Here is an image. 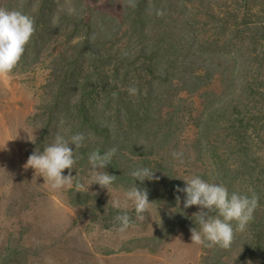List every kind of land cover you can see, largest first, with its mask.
<instances>
[{
    "label": "rangeland",
    "instance_id": "374dc122",
    "mask_svg": "<svg viewBox=\"0 0 264 264\" xmlns=\"http://www.w3.org/2000/svg\"><path fill=\"white\" fill-rule=\"evenodd\" d=\"M125 1L54 0L53 16L39 23L41 17L37 13L45 0H0V7L21 11L35 23V34L17 66L11 73L0 76V264H264V246L252 250L257 242L249 244L251 237H247L246 231L243 233L246 243L235 237L228 249L192 243L190 229L198 227L193 214L200 209L195 205L184 208L185 194L176 192L177 187L186 186L183 179L200 176L208 182L224 184L229 193H238L245 185L240 182L241 177H233V172L246 161L244 150L248 148L251 152L250 160L258 157L264 163V135L257 136L248 123L241 136L233 134L236 131L238 135L236 127L248 114L250 100L241 83L249 69L255 75L250 66L252 61L241 50L236 53V62L228 60L223 66L222 58L214 55L198 63L205 66L200 72L203 82L187 78L180 69H172L169 75L172 74L173 80L162 85L145 72L141 62L129 70L112 59L103 65L102 75L108 82L103 86L93 68L107 48L101 49L100 54L95 49L116 34L120 39L124 35L120 19L126 11ZM191 1L162 0L159 11L166 16L156 14L154 3H149L147 12H142L144 22L138 26L137 37L140 32L147 34L148 47V37L166 40L171 30L185 36V4ZM157 2L161 5V0ZM166 3L172 6V12L165 10ZM253 7L264 15V0H256ZM63 11L74 16L85 14L84 20L90 19V28L82 21L80 30L67 35L70 24L65 37L60 36L64 28L60 20H55ZM218 16H204L199 27L207 23L211 26ZM168 17H174L172 24ZM47 19L51 21L49 26L60 25L57 28L60 35L46 25ZM118 28L121 34L117 33ZM87 33L90 48L79 57L82 64L76 62V69L61 67L65 53L75 58L73 46L85 45ZM200 33L202 38L209 37L203 28ZM128 39L124 38L125 43ZM136 47L137 43L130 57L142 60L144 53ZM201 50L207 49L203 46ZM262 57L253 64L264 63V50ZM242 61L245 66L240 65ZM226 66L229 70L224 73L221 69ZM133 76L139 78L137 85L141 82L149 86L151 100L140 97L139 90L135 95L120 94L135 83L129 79ZM63 77L67 80L60 89L58 84ZM84 78L88 85L83 88ZM231 78L238 80V84L230 86ZM259 78L263 81L264 74ZM84 92L89 93L86 105L93 117L107 125L108 131L95 133L86 128L82 147L71 146L78 157L71 170L75 177L73 186L54 190L42 175L24 166L34 151L43 152L52 144L57 133L69 139L84 132L77 129L80 118L67 109V104L78 102ZM106 92H112V97H107ZM121 95L126 102L130 101L131 108L128 104L117 106ZM258 97L264 102V95ZM55 102L60 108L50 114L48 108ZM113 147L117 152L104 171L116 176L114 183L109 190L95 183L90 185L89 154L99 150L103 155ZM173 152H182L183 156L174 158ZM140 167L150 168L154 179L136 181L130 173ZM68 172L65 169L63 175ZM76 182L83 188L77 190ZM135 184L147 189L152 202L143 220L137 219L131 201L125 204L124 193ZM114 201L120 202L119 208L113 206ZM125 212L134 226L120 233L115 217ZM255 216H264V206L258 205ZM250 245L253 247L248 250Z\"/></svg>",
    "mask_w": 264,
    "mask_h": 264
},
{
    "label": "trees",
    "instance_id": "16d2710c",
    "mask_svg": "<svg viewBox=\"0 0 264 264\" xmlns=\"http://www.w3.org/2000/svg\"><path fill=\"white\" fill-rule=\"evenodd\" d=\"M255 1L256 0H198L197 2V0H192L189 5L185 4V26L187 27V33H185V36L179 35L175 33L174 30H171L168 32L169 37L166 40H164V38L157 40L156 37H148L150 38V43L149 46L146 47L147 43L149 42L146 39L148 35L140 32L137 37L139 32L138 26H141V23L144 22L142 12L143 10H146L147 12V8H150L148 4L151 3L152 5L154 3V12L157 14L160 12L159 7L163 5L162 0L161 5H159L160 3H158L157 0H127L125 1L127 4L126 11L124 16L122 15V19H120L121 29L123 28L124 35L121 29L118 28L117 33H122L121 39L120 37L118 38L116 34V37L112 36L107 41H103L98 49H95L96 53L100 54L102 52L101 49L107 48L106 52L96 59L97 62L95 68H93V71L96 77L100 79L101 84L106 86L108 82L102 75V68L105 63H108L113 59L119 64H125L129 70H133L135 63L139 61L141 62L140 64L144 66L145 72L151 73L152 77L156 78L157 84L163 85L168 83L169 80H173L172 74L169 75V72H171L172 69H180L184 74H186L187 78L194 79L195 81L201 79L203 82L204 79L202 78L204 77H200V72L205 66L200 65L201 63L198 64L200 61L217 55L220 57V59L222 58L224 66V62H228V60L236 62V53H239V51L242 50V52H246L248 59L252 61L251 63L248 61L247 62L248 64L250 63L251 68L255 70V75L249 69L246 72V75L243 77L241 83V85H243L242 91L247 93V98L250 100L247 107L248 114L244 115V119L242 118L240 120L241 123H238L236 127L237 132H239L238 135L236 134L235 127V133L233 134L238 137L241 136V131L248 123L257 132V136H260V134L264 135L261 133L264 132V102L258 97H262L264 95V80L262 81L261 78H259L260 75L264 74V63L262 65L253 64L256 63L255 60L263 58L264 15L258 13V11L254 9L253 3ZM54 4V0H45L43 8L41 9L43 13H41V11H39L40 13H37V15L41 17L37 20V22L42 23V19L45 20L48 18V16L50 19V17L53 16L55 7H52V5L54 6ZM165 10L167 12H172L173 8L168 3H166ZM206 15L209 17L211 15L214 17H216V15L219 16L211 26L208 23L207 26L203 25L202 28L206 32H209V37L202 38L200 33L202 28L199 27V25L202 23L201 19ZM163 16L166 15L163 14ZM84 18L85 14L84 16H74L73 14H69L64 11L61 12L58 20L55 21L60 20L62 22L64 28L62 34L57 33V28H61L60 25L57 27V24L55 23L54 26H49L48 23H51L49 19L46 20V25H48L49 28H52L56 34H61L60 36L65 37L67 28H69L70 24V32L67 35H70L76 30H80L82 21L84 22V26L90 28L89 17H87L85 20ZM178 20L179 19L177 18L175 25L177 30ZM168 21L172 24L174 17H168ZM125 26H127V28ZM127 36L129 39L127 43H125L124 38ZM84 41V46L79 48H76L77 46H73V48L76 49L74 53L75 58H72V55L69 53H65L64 62L60 64L61 67L69 66L76 69V62L80 65L82 64L79 62V57L84 50L90 48L89 33H87ZM122 42H124L126 45H123ZM136 43L138 46L136 49L144 53L141 55L143 56L142 60H139L135 57H130L131 49H133L134 44ZM250 43L254 44L253 48L249 47ZM203 46H205L207 50L202 51L201 48ZM146 48L149 49V51H147ZM229 48L232 50L228 51ZM226 56H229L228 59H226ZM240 65L245 66L243 61L240 63ZM253 65L256 68L263 70L258 72V70ZM228 70L229 69H227V66L225 69H221V71L224 73H226ZM204 75H206V73ZM134 77L136 76L130 77L129 79L134 80L135 83L129 84L128 87L123 89V92H120V94L127 93V89L129 87H135L139 90L140 97H145L148 100H151L149 86L147 88V84L141 82L137 85L136 82L139 78ZM88 78L91 77L88 76ZM62 79L63 80L58 84L60 89L65 86V82L67 80L66 77H63ZM231 79L232 80L228 81L230 86L231 84H238V80H235L234 78ZM124 80L125 82H128L127 79ZM223 80L225 82L226 78ZM145 81L146 80H144V82ZM81 85L83 88L86 87L88 85V81L85 78L82 79ZM107 90H110V88H107ZM106 94L107 97H112V92H106ZM88 96L89 93H82V96L79 97L78 102L71 103L73 105L67 104V109L69 112H73L72 115L75 114V116L80 118V125L77 126V129L79 131H84L82 132L84 135L88 132L86 128L91 129L89 131H94L95 133H106L108 131L107 125H105L99 119L93 117L91 110H89L86 105ZM118 98V107L128 104L131 108L130 101L126 102L123 95L119 96ZM252 99H254V102H252ZM255 99H258L259 101H256L255 103ZM56 108H58V110L60 108V104L57 102L51 105V107L48 108V111L51 114ZM132 110L133 109H130V111ZM247 116L249 117L247 118ZM131 117L133 118L135 116L131 115ZM131 124L133 127H136L134 121H132ZM125 147L126 149L130 148V146ZM244 151L246 154V161H243L241 164H239L236 171L233 172V177H241L240 182L245 185V187L240 189L238 193L250 196V190H252L259 197V205L264 206V163L260 162L258 157L250 160L249 156L251 155V152L248 151V148H246ZM131 152L137 154V151L134 152L131 150ZM239 152L240 147H238V153ZM255 211L253 214V220L247 225L245 230L242 232H236L234 236V238L237 237L238 240L241 239V242L246 243L243 233L245 231L248 232L246 234L247 237H251L249 244L255 240L257 242L255 243L254 248H252L253 246L251 245L247 246L248 250L251 248L252 250H261L264 246V216H255ZM233 225L235 226V221H233Z\"/></svg>",
    "mask_w": 264,
    "mask_h": 264
},
{
    "label": "clouds",
    "instance_id": "9594fccd",
    "mask_svg": "<svg viewBox=\"0 0 264 264\" xmlns=\"http://www.w3.org/2000/svg\"><path fill=\"white\" fill-rule=\"evenodd\" d=\"M163 15V12H158ZM35 32V23L32 17L17 10H9L0 7V76L7 75L17 66L24 51L25 46ZM130 95H135L138 89L129 87ZM85 140L83 133L73 134L69 139L59 133L55 136L52 144L46 146L43 152L34 151L27 159L25 168H32L42 175L45 182L50 184L54 190L72 187L74 176L71 174L78 157L72 149L82 147ZM117 148L113 147L103 155L99 150L89 154L88 160L92 170V180L90 185L98 184L101 188L109 187L114 183L116 176L104 171L111 163L112 157L116 154ZM174 158H181L182 152H173ZM68 169V175H63ZM130 175L141 183L147 179H154V172L147 167H140L133 170ZM158 179V178H157ZM186 186L177 187V193H184V208L198 206L199 211L193 214V218L198 227L190 229L191 241L197 245L205 247L218 246L223 249L231 247L236 232H242L253 220V214L259 205V197L250 190L251 195L229 193L227 187L220 183L208 182L200 176L191 179H183ZM89 185V186H90ZM77 190L83 185L76 182ZM125 204L131 201L134 205L137 219L143 220L144 213L150 208L147 189H141L137 184L133 185L124 193ZM177 204L180 203V196H176ZM114 207L119 208L120 202L114 201ZM115 220L119 222L118 231L125 233L134 226L131 217L125 212L117 215ZM235 221V226L233 225Z\"/></svg>",
    "mask_w": 264,
    "mask_h": 264
}]
</instances>
